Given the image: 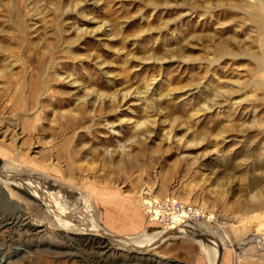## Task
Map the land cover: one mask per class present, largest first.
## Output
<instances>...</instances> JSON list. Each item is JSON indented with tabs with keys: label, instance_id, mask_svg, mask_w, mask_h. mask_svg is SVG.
Instances as JSON below:
<instances>
[{
	"label": "rangeland",
	"instance_id": "1",
	"mask_svg": "<svg viewBox=\"0 0 264 264\" xmlns=\"http://www.w3.org/2000/svg\"><path fill=\"white\" fill-rule=\"evenodd\" d=\"M16 159L119 236L184 221L126 262L264 264V0H0V166ZM12 185L43 224L21 242L0 224V262L83 264ZM168 199L202 215L167 220Z\"/></svg>",
	"mask_w": 264,
	"mask_h": 264
},
{
	"label": "bare ground",
	"instance_id": "2",
	"mask_svg": "<svg viewBox=\"0 0 264 264\" xmlns=\"http://www.w3.org/2000/svg\"><path fill=\"white\" fill-rule=\"evenodd\" d=\"M12 184L32 191L50 204L57 233L66 242L80 249L79 252L73 251L67 252V254L72 256L71 258L80 256L83 264H114L112 261L116 258L125 261L121 264H132L126 260L135 258L140 252L167 238L171 233L178 234L175 229L184 222L177 221L176 224L155 235L144 234L139 238L119 236L102 227L99 220H94L93 212L96 208L92 203L85 205L82 200L88 195L85 191L53 178L46 172L27 168L16 159L12 164L6 162L0 166V224H7L14 230H18L19 237L12 236L14 241L21 242L31 233L39 232L43 223L28 220L26 212L21 206V199L10 192ZM84 211L90 213L88 214L90 218L87 219L86 214L84 216ZM199 228L200 226L197 229ZM247 241L250 239L248 238ZM222 244L228 245L227 242L224 243L219 239V245ZM13 253L20 255L21 252L15 249ZM3 258L0 264H4Z\"/></svg>",
	"mask_w": 264,
	"mask_h": 264
},
{
	"label": "built area",
	"instance_id": "3",
	"mask_svg": "<svg viewBox=\"0 0 264 264\" xmlns=\"http://www.w3.org/2000/svg\"><path fill=\"white\" fill-rule=\"evenodd\" d=\"M159 207L166 214L167 220H195L201 216V211L194 204L182 202L180 200H165L159 204Z\"/></svg>",
	"mask_w": 264,
	"mask_h": 264
}]
</instances>
